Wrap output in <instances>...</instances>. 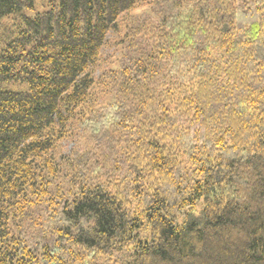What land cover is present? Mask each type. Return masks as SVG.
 I'll return each mask as SVG.
<instances>
[{"label": "trees", "instance_id": "16d2710c", "mask_svg": "<svg viewBox=\"0 0 264 264\" xmlns=\"http://www.w3.org/2000/svg\"><path fill=\"white\" fill-rule=\"evenodd\" d=\"M0 264H264V0H0Z\"/></svg>", "mask_w": 264, "mask_h": 264}, {"label": "rangeland", "instance_id": "374dc122", "mask_svg": "<svg viewBox=\"0 0 264 264\" xmlns=\"http://www.w3.org/2000/svg\"><path fill=\"white\" fill-rule=\"evenodd\" d=\"M110 51H112V49H110V48H106V49H105V53H106V54L110 53Z\"/></svg>", "mask_w": 264, "mask_h": 264}]
</instances>
